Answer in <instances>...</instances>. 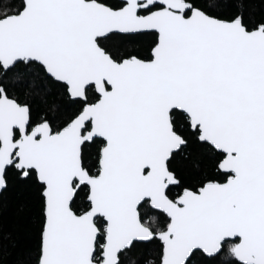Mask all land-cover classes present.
Listing matches in <instances>:
<instances>
[{
  "label": "snow or ice",
  "instance_id": "obj_1",
  "mask_svg": "<svg viewBox=\"0 0 264 264\" xmlns=\"http://www.w3.org/2000/svg\"><path fill=\"white\" fill-rule=\"evenodd\" d=\"M13 182L36 193L31 264H264V15L0 0Z\"/></svg>",
  "mask_w": 264,
  "mask_h": 264
},
{
  "label": "trees",
  "instance_id": "obj_2",
  "mask_svg": "<svg viewBox=\"0 0 264 264\" xmlns=\"http://www.w3.org/2000/svg\"><path fill=\"white\" fill-rule=\"evenodd\" d=\"M249 15H264V0H246ZM187 161L176 165L190 172ZM38 214L36 193L26 183H10L0 194V264H31ZM211 264V262H209Z\"/></svg>",
  "mask_w": 264,
  "mask_h": 264
},
{
  "label": "water",
  "instance_id": "obj_3",
  "mask_svg": "<svg viewBox=\"0 0 264 264\" xmlns=\"http://www.w3.org/2000/svg\"><path fill=\"white\" fill-rule=\"evenodd\" d=\"M0 194H1V192H0Z\"/></svg>",
  "mask_w": 264,
  "mask_h": 264
}]
</instances>
